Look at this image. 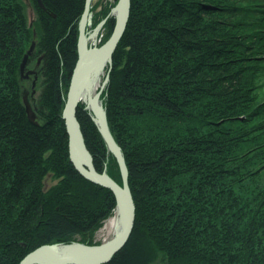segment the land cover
<instances>
[{
	"label": "trees",
	"instance_id": "16d2710c",
	"mask_svg": "<svg viewBox=\"0 0 264 264\" xmlns=\"http://www.w3.org/2000/svg\"><path fill=\"white\" fill-rule=\"evenodd\" d=\"M40 1L29 58L42 59L38 125L12 69L1 79L12 91L0 94V264L45 245H93L84 237L116 203L69 160L62 119L86 0ZM20 6L0 0V46L20 30ZM101 101L136 208L106 264H264V0H131ZM76 116L95 169L122 186L90 115L78 105ZM48 173L59 182L43 192Z\"/></svg>",
	"mask_w": 264,
	"mask_h": 264
},
{
	"label": "rangeland",
	"instance_id": "374dc122",
	"mask_svg": "<svg viewBox=\"0 0 264 264\" xmlns=\"http://www.w3.org/2000/svg\"><path fill=\"white\" fill-rule=\"evenodd\" d=\"M17 1H18V4L21 5L20 7H22L23 12H24L23 23H22V25H20V30L22 29V27L24 25V27L27 28V31L26 32H20V30L14 31L13 28H8L6 33H4L5 34V36H4L5 40L1 43V46H0L2 48L1 51L4 52V53L0 52V94L3 96H8V97L10 96L9 94L12 91V87H10L11 84L10 85L7 84L10 82H4L1 79H2L3 75L6 74V71L4 69H6V68H7V70L12 69L11 72L15 74L14 80H16V82L18 81V83L22 89V92L20 93L21 98H23V101H24L27 109L30 111V115H28V119L30 122H31V120L33 121V123L31 122L33 125H38V121H40V119H39V116L37 114V105L40 102V96L42 95V91H43V87H44V85H43L44 77H43V73L41 71L42 59L39 57V58H36V60L34 59L31 62H29V58L31 57V55L34 52L36 53L37 43L40 41V38H42V37H41V32L37 27L38 20H37V15L35 12V7H34V1L35 0H17ZM36 1L38 3L39 7L45 11V8L41 4V1L40 0H36ZM86 1H85V6H86ZM119 1L120 0H90L89 5L87 6L88 12H87V18H86V21H85V24L83 27V29H84L83 34L87 37H91L92 35L95 34L94 32H96L99 29V32H97L95 34L96 35L95 39H93L92 42L90 41L91 42L90 47L95 48V49L101 48L109 40L112 33L110 35L108 34V31H109V29H108L109 25L108 24H109L110 20L112 19V20H114V27H115L116 19L114 17H112L111 14L118 7ZM130 2H131V0H130ZM85 8L83 10L82 17H81L79 25H78L77 47L79 45V41L81 38L80 25H81V21L83 19L84 13H85ZM129 15H130V12H129ZM18 23L19 22H17V25H18ZM127 23H128V21H127ZM112 32H113V30H112ZM32 45H34V50L32 51L31 55H29L28 51L30 50ZM19 46L26 48L25 52H23V55H20V54L17 55L16 54V52H19V49L17 48ZM77 53H78V48H77ZM14 57H15V59L11 64L12 67H10V65H7L8 58H14ZM25 57H27L26 62H24ZM78 59H79V57H77V62H78ZM15 62H17V67L15 66ZM77 62H76V64H77ZM111 63H112V59H111V62L108 64L105 75H103L104 77H102V80H101L99 87L97 89V95H99L98 105L102 109L103 113H105V115H106V112H105V109H104L102 101H101V96L106 90V86H107V83L109 80L108 75H109V72L111 70ZM23 64H25V65H24V69L22 70ZM76 64H75V66H76ZM4 66L6 68H4ZM68 88H69V85H68V87L62 89V94L64 96L63 98H65V100H66ZM81 106L86 112H88V114L91 117L93 124L95 125L98 132L100 133L99 125L96 122L95 115L92 112L88 111L84 105H81ZM77 108H78V106H77ZM62 113H63V110H62ZM106 121H107V119H106ZM100 135H101V133H100ZM101 137H102V135H101ZM102 139H103V137H102ZM84 142H85V138H84ZM107 149H108V147H107ZM108 151L110 152L109 149H108ZM68 152H69V145H68ZM69 160H70V157H69ZM102 173H105V171ZM58 182H59V180L54 178L53 174L48 173L45 176V178L42 180V183H41L42 191L48 192L51 188L55 187L58 184ZM115 208H116V203H115V207L112 210V213L107 215L106 218L102 219L98 223V225L90 233H88L84 237L86 242L90 241V242L94 243L93 245H91L89 247L99 246V245H102L103 243L106 242L105 239H106L107 231H105L106 230L105 227H106L107 223L112 220V218L115 214ZM216 231H218V230H216ZM206 242H208L207 245H209V241H202L201 243L203 244Z\"/></svg>",
	"mask_w": 264,
	"mask_h": 264
},
{
	"label": "water",
	"instance_id": "95a60500",
	"mask_svg": "<svg viewBox=\"0 0 264 264\" xmlns=\"http://www.w3.org/2000/svg\"><path fill=\"white\" fill-rule=\"evenodd\" d=\"M90 0L86 1V8L83 19L81 21L80 30H81V38L85 35L84 32V24L87 18L88 12V5ZM131 2L130 0H120L118 4V16L116 18L115 27L113 29L112 35L110 36L109 40L106 44L101 47V56L98 57L96 60H93L90 65H86L81 63L80 60V49H78V62L72 72L69 88L64 104V109L62 113V118L64 120V125L66 128V133L68 135V145H69V157L71 162L73 163L76 170L87 180L91 181L92 183L99 185L103 188L110 190L115 197H118L125 201L126 210H127V219L125 225L123 227L122 232L116 236L115 238L103 243L102 245L96 247H87V250L90 252V256L84 257H73V256H61L56 254L51 248V246H42L34 251L27 254L20 262V264H29L31 260L38 256H47L51 259L50 264H106L108 263L112 257L119 252L127 243L132 228L134 226V218H135V205L133 199L130 195L128 189V172L122 157V153L118 148L117 144L111 138V134L109 132L106 115L103 113L102 109V124L97 123L99 125L100 133L108 147L109 150L113 153L116 157L117 162L120 167L121 175H122V186L118 185L105 173L99 174L94 167L93 158L88 151L85 142L84 136L81 131V126L76 117V110H77V100H76V92H77V85L79 83L80 78L92 68L99 66L104 62H111L112 55L124 33V30L127 25V21L129 18ZM80 38V39H81ZM80 42V41H79ZM80 48V44L78 45ZM34 50V45L31 46L28 54L31 55L32 51ZM27 57H25L26 62ZM24 65H22V70L24 69ZM35 84V83H34ZM99 95H97L96 101L98 103ZM29 111V110H28ZM33 123V121L31 120ZM97 122V121H96ZM35 124V123H34ZM74 135V136H73ZM76 139L77 149L80 153L81 158L83 159L85 170L79 168L73 160V139ZM86 172V173H85Z\"/></svg>",
	"mask_w": 264,
	"mask_h": 264
},
{
	"label": "bare ground",
	"instance_id": "6f19581e",
	"mask_svg": "<svg viewBox=\"0 0 264 264\" xmlns=\"http://www.w3.org/2000/svg\"><path fill=\"white\" fill-rule=\"evenodd\" d=\"M111 15H112V17H114L116 19L118 16V8H116ZM126 27H127V25H126ZM125 30H126V28H125ZM125 30H124V32H125ZM97 32H99V29L94 33L96 34ZM95 34L92 35L91 37L84 36L80 39V42H79L80 48L79 47H77V48L80 49V60H81V63H83V64L90 65V63L93 60H96L98 57L101 56L100 55L101 54V48L95 49V48L90 47L91 42L93 41V39H95V36H96ZM108 64H109L108 62H104V63L100 64L99 66L92 68L91 70L86 72L80 78L79 83L77 85V92H76L77 106L78 105H84L88 111L92 112L95 115L97 123H100V124H102L103 117H102V112L100 110V107L96 101L97 89H98L99 84L102 80V77H104L103 75H105ZM76 114H77V110H76ZM111 138H113L112 135H111ZM75 141H76V139L74 138L73 139V149H74L73 160L79 168H81L82 170H85L86 168H85L83 159L81 158L80 153L78 152L77 144ZM110 152H111V150H110ZM111 154L113 155L112 152H111ZM113 157L117 161V159L114 155H113ZM122 157H123V155H122ZM123 159H124V157H123ZM124 162H125V160H124ZM117 164H118V162H117ZM118 167H119V164H118ZM126 168H127V166H126ZM119 169H120V167H119ZM127 172H128V169H127ZM99 174H101V173H99ZM105 174L109 177V175L106 173V171H105ZM120 176H121V180H122L121 171H120ZM109 179L114 181L111 177H109ZM127 181H128V179H127ZM122 183H123V180H122ZM128 189H129L130 195L133 199L129 184H128ZM115 200H116L115 214H114L112 220L110 222H108L106 227H105V229H106L105 231H107V235H106V239H105L106 242H107V240L109 241V240L115 238L116 236H118L122 232L123 227H124L125 222H126V219H127V210H126L125 201L118 198V197H115ZM133 202H134V199H133ZM134 205H135V203H134ZM135 215H136V208H135ZM134 222H135V218H134ZM132 230H133V228H132ZM131 233H132V231H131ZM47 246H51L52 247L51 249L54 252H56V254H59L61 256H73V257L90 256V252L87 250V247H89V245L86 246L85 244H81L79 242L73 243L70 245L51 244V245H47ZM93 247H96V246H93ZM50 263H51V259L48 258L47 256H38V257H35L33 260H31V262L29 264H50Z\"/></svg>",
	"mask_w": 264,
	"mask_h": 264
}]
</instances>
